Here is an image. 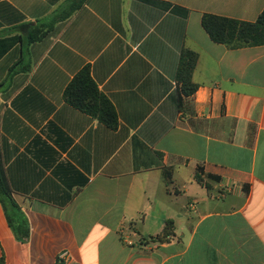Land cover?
Listing matches in <instances>:
<instances>
[{
  "label": "crops",
  "instance_id": "obj_1",
  "mask_svg": "<svg viewBox=\"0 0 264 264\" xmlns=\"http://www.w3.org/2000/svg\"><path fill=\"white\" fill-rule=\"evenodd\" d=\"M68 2L0 0V170L18 206L14 231L0 202V264H264V46L202 26L254 23L264 0H88L45 28ZM86 67L117 130L64 99Z\"/></svg>",
  "mask_w": 264,
  "mask_h": 264
},
{
  "label": "trees",
  "instance_id": "obj_2",
  "mask_svg": "<svg viewBox=\"0 0 264 264\" xmlns=\"http://www.w3.org/2000/svg\"><path fill=\"white\" fill-rule=\"evenodd\" d=\"M88 0H69L68 6L58 12L45 28H51L56 23L70 19L76 12L81 10ZM202 26L213 42L225 45L230 49L264 46V11L254 23L243 22L234 19L205 14L202 18ZM46 32L37 29L30 35V42H36L43 38ZM198 56L196 53L182 52L181 62L177 73V79L182 84L184 94L191 95L195 91L192 83V74L196 67ZM17 71L16 67L10 69V76ZM65 101L72 107L97 119L99 122L117 130L119 126L116 110L110 100L103 95L94 82L89 67L80 71L70 82L64 92ZM0 202L6 212L8 222L15 231L8 210H18L17 204L11 197L7 181L0 170ZM173 231V225L168 223L164 230V240ZM27 232L25 237H27ZM57 264H63L61 260Z\"/></svg>",
  "mask_w": 264,
  "mask_h": 264
},
{
  "label": "built area",
  "instance_id": "obj_3",
  "mask_svg": "<svg viewBox=\"0 0 264 264\" xmlns=\"http://www.w3.org/2000/svg\"><path fill=\"white\" fill-rule=\"evenodd\" d=\"M66 256V254H63L61 257L63 258V257H65Z\"/></svg>",
  "mask_w": 264,
  "mask_h": 264
}]
</instances>
